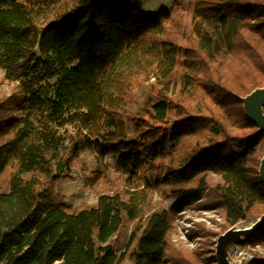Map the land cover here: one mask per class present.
I'll list each match as a JSON object with an SVG mask.
<instances>
[{
	"label": "trees",
	"instance_id": "obj_1",
	"mask_svg": "<svg viewBox=\"0 0 264 264\" xmlns=\"http://www.w3.org/2000/svg\"><path fill=\"white\" fill-rule=\"evenodd\" d=\"M143 2L0 0V67L18 87L0 96V264H164L170 213L220 209L221 234L264 214V131L243 102L264 89V0H193L186 33L182 9ZM86 149L127 178L72 211L56 182ZM160 184L173 203L140 220ZM243 242L264 244V223Z\"/></svg>",
	"mask_w": 264,
	"mask_h": 264
},
{
	"label": "rangeland",
	"instance_id": "obj_2",
	"mask_svg": "<svg viewBox=\"0 0 264 264\" xmlns=\"http://www.w3.org/2000/svg\"><path fill=\"white\" fill-rule=\"evenodd\" d=\"M192 7L193 0H145L141 10L155 13L164 8L172 15H176L182 9L184 11L182 30L186 33L189 29ZM14 90H18L17 82L6 79L5 71L0 67V96H7ZM147 90L148 82L135 90V102L130 107L129 113L140 111ZM92 177H95L93 182ZM211 177L214 180L218 178L215 174ZM126 178L127 175L120 171L111 156L102 157L93 150L86 149L74 162L68 176L62 177L56 182V192L63 197L70 210L77 211L95 204L97 197L102 193L111 194L124 187ZM172 203L168 187L160 184L148 192L147 202L143 207L140 220L145 219L154 211L168 210ZM260 211L264 212V207H260ZM258 215L256 213L249 219L230 227L227 231L251 227L260 219L261 216ZM169 221L171 232L164 264H220L218 260V239L220 236L218 237L217 234H221V225L224 222L223 212L220 209L191 207L185 212L170 213ZM133 225L134 222L126 221L112 240L113 246L119 252L126 250ZM245 238L246 236L243 234L231 235L225 241L224 252L230 264H248V255H252L254 258L264 256V244L243 242ZM240 249H244L245 253L238 254ZM125 264H129V262L126 260Z\"/></svg>",
	"mask_w": 264,
	"mask_h": 264
},
{
	"label": "water",
	"instance_id": "obj_3",
	"mask_svg": "<svg viewBox=\"0 0 264 264\" xmlns=\"http://www.w3.org/2000/svg\"><path fill=\"white\" fill-rule=\"evenodd\" d=\"M243 102H244V109L246 114L249 116V118L252 121H254L259 126V130L264 131V114L262 113V106H264V89H257L254 92L250 93L245 98H243ZM259 175L261 180L264 182V156L260 164ZM263 223H264V215L261 216L260 219L248 229L231 230L223 233L218 239L219 263L229 264L224 252V243L227 240L228 236L231 235L234 236L240 234L249 236L252 233H254V231L258 229V227Z\"/></svg>",
	"mask_w": 264,
	"mask_h": 264
},
{
	"label": "built area",
	"instance_id": "obj_4",
	"mask_svg": "<svg viewBox=\"0 0 264 264\" xmlns=\"http://www.w3.org/2000/svg\"><path fill=\"white\" fill-rule=\"evenodd\" d=\"M247 247H250V245H247ZM257 247H259V246H257ZM243 253H245V250L243 249V250H239V252H238V254H243ZM248 258H249V261L250 260H253L254 259V256H252V255H248ZM230 264V263H229Z\"/></svg>",
	"mask_w": 264,
	"mask_h": 264
},
{
	"label": "bare ground",
	"instance_id": "obj_5",
	"mask_svg": "<svg viewBox=\"0 0 264 264\" xmlns=\"http://www.w3.org/2000/svg\"><path fill=\"white\" fill-rule=\"evenodd\" d=\"M254 225V224H253ZM250 228V227H249ZM248 229V228H247Z\"/></svg>",
	"mask_w": 264,
	"mask_h": 264
}]
</instances>
